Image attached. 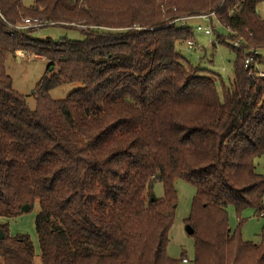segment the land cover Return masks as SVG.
Returning a JSON list of instances; mask_svg holds the SVG:
<instances>
[{"label":"trees","instance_id":"trees-1","mask_svg":"<svg viewBox=\"0 0 264 264\" xmlns=\"http://www.w3.org/2000/svg\"><path fill=\"white\" fill-rule=\"evenodd\" d=\"M24 1L0 0V218L39 203L43 264H178L167 250L183 180L196 188L187 220L195 264H264V233L261 245L245 242L227 213L264 214V176L255 170L264 78L251 74L264 50L261 0ZM211 14L232 34L217 35L236 54L228 82L180 51L195 37L190 21L178 20ZM26 19L44 26L18 29ZM52 27L83 39L37 37ZM11 55L58 69L38 84L34 111L13 89ZM75 82L84 88L67 99L49 96ZM0 228V264H34L30 238Z\"/></svg>","mask_w":264,"mask_h":264},{"label":"rangeland","instance_id":"rangeland-1","mask_svg":"<svg viewBox=\"0 0 264 264\" xmlns=\"http://www.w3.org/2000/svg\"><path fill=\"white\" fill-rule=\"evenodd\" d=\"M36 0H25L24 5L30 8ZM258 13L264 20V0L258 5ZM190 24L194 33V49H188L185 45L180 47L182 55L195 67L214 72L220 75L226 82L233 78V66L236 61V54L228 48L217 43L218 34H226L227 38L232 34L222 28L215 17L209 20L191 18ZM197 27L203 29H212V36H206L204 31L199 32ZM40 40L51 39L59 42L63 39L82 40L83 36L79 31L69 30L62 27L45 28L39 31ZM236 41L232 42L233 47ZM215 44V47H214ZM236 48V47H235ZM239 46L237 49H241ZM261 57V63L256 62V68L264 72V50L258 51ZM7 74L13 81V89L26 98L28 107L34 111L37 107L36 89L44 77H50L56 74L58 69L49 68V63L41 58L28 57L25 55L9 56L6 63ZM84 88L80 82L66 84L52 89L49 96L55 101H63L71 94ZM255 170L259 175L264 176V155L255 160ZM175 188L178 195L177 207L175 211V220L170 231V242L168 246V256L178 261V264H195V244L196 239L187 232V220L191 215L193 203L196 196V188L183 180L175 181ZM154 194L157 198L164 197L163 184L157 183L154 187ZM264 204V197H263ZM40 211L37 202L28 213H24L14 220L0 218V225H8V233L11 237L27 236L35 248L34 264H43L41 259V248L36 231V219ZM229 226L233 231H240L242 239L245 242H251L257 245L263 243L264 233V214H259L254 209H247L242 215H237L234 207L227 208ZM187 263H182V258Z\"/></svg>","mask_w":264,"mask_h":264},{"label":"built area","instance_id":"built-area-1","mask_svg":"<svg viewBox=\"0 0 264 264\" xmlns=\"http://www.w3.org/2000/svg\"><path fill=\"white\" fill-rule=\"evenodd\" d=\"M199 18H200V19H204V20H207V19L209 20L210 18H214V14H211V15H209V16H201V17H199ZM190 20H192V19H187V18H185V19H183V20H178V21H180L179 23H181V25H183V24H185V22L190 21ZM176 22H177V21H176ZM173 24H174V22H173ZM43 26H44V25H42L38 20H30V19H26V20L24 21L23 26L19 27L18 29L41 28V27H43ZM212 29H213V28L203 29L202 27H197V30H198L199 32L204 31V33H205L206 36H212V32H213ZM225 30H227V31L230 32V29H225ZM185 46L188 47V49H194V48H195L193 42H189V43H187ZM239 46H241V41H240V40H236V43H235L234 47L238 48ZM25 56H26V55H25ZM253 62H254V58H252V57L247 58V59L245 60V67H246V68H249ZM251 74H252V75H255V74H256V75H258L259 77L264 78V72L259 71V70L256 68L255 65H254V67H252ZM183 262H184V263H187V260L185 259Z\"/></svg>","mask_w":264,"mask_h":264},{"label":"water","instance_id":"water-1","mask_svg":"<svg viewBox=\"0 0 264 264\" xmlns=\"http://www.w3.org/2000/svg\"><path fill=\"white\" fill-rule=\"evenodd\" d=\"M30 210H31V205H25L23 207L24 213H28V212H30ZM187 232L190 236H192L194 234V230L191 228V226L187 227ZM5 238H6L5 234H4L3 230L0 228V241H3Z\"/></svg>","mask_w":264,"mask_h":264}]
</instances>
